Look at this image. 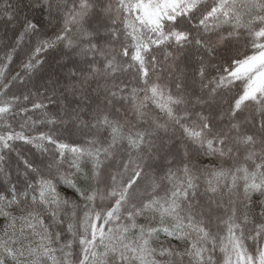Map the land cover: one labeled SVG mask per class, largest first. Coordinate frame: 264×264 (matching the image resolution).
<instances>
[{
	"label": "snow or ice",
	"instance_id": "snow-or-ice-1",
	"mask_svg": "<svg viewBox=\"0 0 264 264\" xmlns=\"http://www.w3.org/2000/svg\"><path fill=\"white\" fill-rule=\"evenodd\" d=\"M0 264H264V0H0Z\"/></svg>",
	"mask_w": 264,
	"mask_h": 264
}]
</instances>
